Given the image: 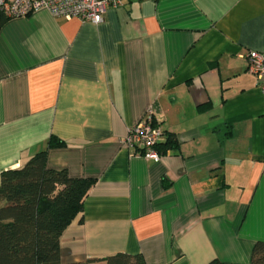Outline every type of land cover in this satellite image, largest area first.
Returning <instances> with one entry per match:
<instances>
[{
    "label": "crops",
    "instance_id": "crops-1",
    "mask_svg": "<svg viewBox=\"0 0 264 264\" xmlns=\"http://www.w3.org/2000/svg\"><path fill=\"white\" fill-rule=\"evenodd\" d=\"M249 50L264 54V0H124L100 23L39 9L0 25V173L54 136L47 167L95 179L61 234L62 264L251 261L264 87ZM148 110L163 131L156 162L122 144Z\"/></svg>",
    "mask_w": 264,
    "mask_h": 264
},
{
    "label": "trees",
    "instance_id": "trees-1",
    "mask_svg": "<svg viewBox=\"0 0 264 264\" xmlns=\"http://www.w3.org/2000/svg\"><path fill=\"white\" fill-rule=\"evenodd\" d=\"M8 18L0 12V25ZM167 142L176 145L171 135ZM63 144L50 136L46 147L25 164L0 173V264H62L61 234L82 212L84 198L95 182L93 178L71 177L65 169L47 167V150ZM103 260L106 264H148L139 253L118 252ZM207 264L238 263L213 259ZM248 264H264L263 241L254 244Z\"/></svg>",
    "mask_w": 264,
    "mask_h": 264
},
{
    "label": "built area",
    "instance_id": "built-area-1",
    "mask_svg": "<svg viewBox=\"0 0 264 264\" xmlns=\"http://www.w3.org/2000/svg\"><path fill=\"white\" fill-rule=\"evenodd\" d=\"M124 0H0V12L7 17H21L39 9H46L54 16L76 17L83 21L100 23L108 8H117ZM246 69L264 87V54L249 50L245 54ZM163 135L159 123L150 110L128 128L122 144L133 154L158 161L162 153L157 144Z\"/></svg>",
    "mask_w": 264,
    "mask_h": 264
}]
</instances>
